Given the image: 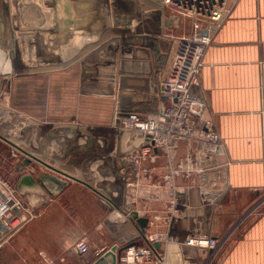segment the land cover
I'll return each instance as SVG.
<instances>
[{
  "label": "crops",
  "instance_id": "1",
  "mask_svg": "<svg viewBox=\"0 0 264 264\" xmlns=\"http://www.w3.org/2000/svg\"><path fill=\"white\" fill-rule=\"evenodd\" d=\"M230 3V16L206 51L201 77L207 97L205 118L212 121L225 152L202 162L209 170L204 175H194L193 179L180 176L175 181L188 212V230L217 238L219 247L213 252L159 243L157 247L154 243L171 264H264V0H231ZM71 13L80 24L70 33L93 34L95 20L88 23L89 17H94L93 11L73 9ZM169 32L179 36L191 32V26L182 21L173 29L165 28L160 37L162 52L168 59L161 71L159 95L175 47ZM77 44L73 39L69 42V53L64 52V56L69 57L70 64L62 69L0 79L1 96L5 101L7 97L15 100V106L8 104L9 101L2 104L46 124L78 125L79 142L68 143V147L77 146L78 155L88 127L112 128V157L126 159V164L100 160L95 173L92 165H86L83 175L90 186L71 181L55 198L45 191L28 187L20 191L17 187L35 218L12 235L8 233L10 238L0 249V264H92L116 245L146 246L147 238L155 233L180 234L178 225L169 228L150 223L155 215L165 212L169 197L167 190L156 185L165 184L164 157L159 155L154 163L143 162L152 169L151 186L127 188L118 180L119 174L133 166H130L131 154L144 145L146 138L137 131L115 130L116 99L99 96L117 91L121 47L125 44L149 47L148 40L125 36L119 48L115 43L97 42L98 46L79 55L77 52L83 46L77 48ZM132 84L146 85L129 81ZM145 106L137 108L142 110ZM100 143L95 144L100 146ZM0 146L13 149L1 138ZM189 152L188 146L181 145L175 151L174 161ZM19 167L16 166L17 172ZM203 190L214 203L213 216L199 203ZM126 191L137 200L124 203ZM157 194L158 201H146L149 195ZM112 203L121 209L115 212L116 222L110 219ZM127 205H132L140 218L149 220L148 227L141 228L132 219H122L124 212H128L124 208ZM82 239H87L91 248L86 255L74 249Z\"/></svg>",
  "mask_w": 264,
  "mask_h": 264
},
{
  "label": "water",
  "instance_id": "2",
  "mask_svg": "<svg viewBox=\"0 0 264 264\" xmlns=\"http://www.w3.org/2000/svg\"><path fill=\"white\" fill-rule=\"evenodd\" d=\"M86 8L94 12L88 21L95 20L93 34L70 33L80 24L72 10ZM181 22L179 16L164 12L162 0H0V79L62 69L70 64L64 52L69 53L67 47L72 39L78 41L77 48L83 46L77 52L79 55L93 49L97 42L115 43L119 48L125 36L145 38L149 47L127 44L121 47L118 92L99 95L116 99L114 126L120 128L122 120L131 113L165 111L169 98L159 95V84L168 55L162 52L160 37L165 28L173 29ZM129 81L146 85H129ZM143 104L146 106L142 110L137 108ZM78 131V125L46 124L0 104V138L24 155L18 172L25 173L20 177L18 189L41 190L55 198L71 181L89 185L83 175L86 165H92L95 173L100 160L126 164V159L112 157V128L88 127L81 155L77 146L68 147V143L77 140ZM96 142H101L100 146ZM124 208L141 228L148 227L149 220L140 218L132 205ZM131 245H116L92 264H120Z\"/></svg>",
  "mask_w": 264,
  "mask_h": 264
},
{
  "label": "built area",
  "instance_id": "3",
  "mask_svg": "<svg viewBox=\"0 0 264 264\" xmlns=\"http://www.w3.org/2000/svg\"><path fill=\"white\" fill-rule=\"evenodd\" d=\"M231 0H162L164 11L169 16H179L189 23L191 32L182 36H170L174 41V52L168 67L166 78L161 82V93L169 100L165 111L154 114L131 113L122 120L117 131H137L142 133L146 142L138 151L131 154L133 166L117 176L127 188L151 186L152 169L143 165L145 160L154 163L159 155L164 157L167 174L165 184L157 187L168 191L165 212L155 215L151 225L155 227L180 226V234L155 233L150 235L148 245H131L122 255L120 264H171L167 255L160 252L154 243L184 246L202 251H216L219 240L214 237L193 234L188 230L189 216L184 208L175 181L183 176L193 179L194 175H204L209 171L202 162L211 155L224 154L225 148L212 121L205 118L207 97L203 90L201 77L204 57L216 32L229 18ZM77 143L75 142L74 145ZM189 147L190 152L184 158L174 161L175 151L181 146ZM208 192H201L199 203L206 208V213L214 215V203L207 199ZM124 203H133L132 194L126 191ZM160 196L149 195L147 202L159 200ZM264 204V201H263ZM113 209L111 221L116 222L115 212L119 206L111 204ZM118 207V208H117ZM121 210V209H120ZM35 218L34 211L25 203L17 189L0 176V249L10 236L22 229ZM122 219L130 221V212H124ZM146 233V232H145ZM144 234V232H143ZM142 234V235H143ZM146 235V234H145ZM75 251L86 255L91 248L87 239L79 241Z\"/></svg>",
  "mask_w": 264,
  "mask_h": 264
},
{
  "label": "rangeland",
  "instance_id": "4",
  "mask_svg": "<svg viewBox=\"0 0 264 264\" xmlns=\"http://www.w3.org/2000/svg\"><path fill=\"white\" fill-rule=\"evenodd\" d=\"M164 12L168 13L167 11H164ZM170 32H169V37L171 35L174 37L177 36V34H172V33L170 34ZM182 35H179V36H182ZM7 101H9V103ZM7 101H5V98L1 96L0 94V104L6 102L12 106H15V100L13 98L9 99L7 97ZM78 139L76 141H72V144L74 145L75 142L78 143L79 142ZM3 147L0 146V176L3 179H5L11 186L17 189L18 184L20 182V177L22 176L23 172H17L16 166L20 165L22 159H24V156L21 153H19V151H17L14 147H13L14 150L13 149L10 150V149L3 148ZM18 173L20 174V176Z\"/></svg>",
  "mask_w": 264,
  "mask_h": 264
},
{
  "label": "bare ground",
  "instance_id": "5",
  "mask_svg": "<svg viewBox=\"0 0 264 264\" xmlns=\"http://www.w3.org/2000/svg\"><path fill=\"white\" fill-rule=\"evenodd\" d=\"M115 129V128H114ZM114 218H115V216H114Z\"/></svg>",
  "mask_w": 264,
  "mask_h": 264
}]
</instances>
